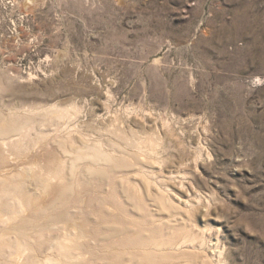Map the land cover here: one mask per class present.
<instances>
[{
    "label": "rangeland",
    "instance_id": "1",
    "mask_svg": "<svg viewBox=\"0 0 264 264\" xmlns=\"http://www.w3.org/2000/svg\"><path fill=\"white\" fill-rule=\"evenodd\" d=\"M0 264H264V0H0Z\"/></svg>",
    "mask_w": 264,
    "mask_h": 264
},
{
    "label": "bare ground",
    "instance_id": "2",
    "mask_svg": "<svg viewBox=\"0 0 264 264\" xmlns=\"http://www.w3.org/2000/svg\"><path fill=\"white\" fill-rule=\"evenodd\" d=\"M3 131H5V130H3ZM2 133V132H1ZM3 134H5L4 132H3ZM106 156V155H105ZM48 177V176H47ZM29 205V204H28ZM13 208V207H12ZM15 210V209H14ZM5 211V210H4ZM13 212V211H12ZM21 212V211H20ZM9 214V213H8ZM9 216V215H8ZM16 218V217H15ZM20 218V217H19ZM30 218V217H29ZM11 220V219H10ZM21 220H23V219H21ZM8 221V220H7ZM15 221H16V219H15ZM25 221V220H24ZM17 222V221H16ZM5 223H6V221H5ZM10 223H11V221H10ZM14 224H15V222H14ZM31 224V223H30ZM2 225V224H1ZM11 226V225H10ZM19 226V225H18ZM11 236V235H10ZM6 238V237H5ZM8 242V241H7ZM10 246V245H9ZM18 246V245H17ZM27 246V245H26ZM10 248V247H9ZM18 248V247H17ZM21 249V248H20ZM23 249H25V248H23ZM28 251H29V249H28ZM15 252V251H14ZM21 253H23L22 252V250H21ZM15 256V255H14ZM22 255H20V257H21ZM12 257V256H11ZM19 257V258H20ZM16 260V259H15Z\"/></svg>",
    "mask_w": 264,
    "mask_h": 264
}]
</instances>
